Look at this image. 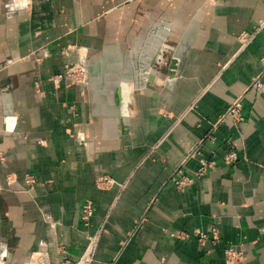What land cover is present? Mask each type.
I'll list each match as a JSON object with an SVG mask.
<instances>
[{"label":"crops","instance_id":"crops-1","mask_svg":"<svg viewBox=\"0 0 264 264\" xmlns=\"http://www.w3.org/2000/svg\"><path fill=\"white\" fill-rule=\"evenodd\" d=\"M262 22L264 0H0V264H264Z\"/></svg>","mask_w":264,"mask_h":264},{"label":"built area","instance_id":"built-area-1","mask_svg":"<svg viewBox=\"0 0 264 264\" xmlns=\"http://www.w3.org/2000/svg\"><path fill=\"white\" fill-rule=\"evenodd\" d=\"M72 74H73V69L71 68V69H68L67 71H65L63 74H58V75L54 76V80L58 81V80L62 79L64 77V75L65 76H71ZM84 74H85V72H84ZM84 74H82V75L84 76ZM241 107H242L241 101L236 100L229 110L230 115L232 114L233 116L235 115L237 117H240L241 116ZM237 158H238V155L235 151L232 152L227 157V159H237ZM209 166H210L209 162H204L203 165L198 170V175L199 176L203 175ZM12 180H13V178L11 176L7 177V183L8 184H11ZM191 180H192L191 178H187L185 181L188 182ZM26 181L29 184L33 185L36 183L37 178L34 175L27 174L26 175ZM185 181L183 180V181L179 182V185H183L185 183ZM98 182L100 185L109 186L112 183V180L108 176H103L101 178H98ZM0 189H3V186L1 185V183H0ZM93 213H94L93 202L92 201L85 202L83 204L82 210H81V220L85 226L89 225V222H90L91 217L93 216ZM212 231L215 234L218 232L216 227H213ZM199 235H200V237H199L200 241H205V240L209 239V235L206 232L200 231ZM97 239H98L97 237L94 239L95 244H96ZM225 254L227 256L228 261L230 263H234V262H237L238 260H240L242 258L243 252L241 250L228 248L225 250ZM87 263H88V261L85 264H87ZM60 264H74V262L71 260H64Z\"/></svg>","mask_w":264,"mask_h":264},{"label":"rangeland","instance_id":"rangeland-1","mask_svg":"<svg viewBox=\"0 0 264 264\" xmlns=\"http://www.w3.org/2000/svg\"><path fill=\"white\" fill-rule=\"evenodd\" d=\"M261 28H264V22H262V24H261ZM239 38L243 41V43L246 45L248 42H250L252 39H253V35H249V34H247V33H241L240 34V36H239ZM262 62L264 63V56L262 57ZM73 69V74L71 75V76H69L70 78H73V79H75V80H82L83 79V75L82 74H84V72H85V74H86V72H87V69L85 68V67H83V65H80V64H75V65H69V66H67L66 68H65V71H67L68 69ZM137 69L138 70H140V68L139 67H137ZM84 74V75H85ZM65 76V75H64ZM258 86H261V87H264L263 86V84H261L259 81H257V83H256ZM145 86H147V84H146V82L144 81V80H140V81H137V84H136V86H132L135 90L136 89H139V88H143V87H145ZM236 100H240L241 101V104H242V107H241V116L240 117H237V116H233L232 114L230 115V113H229V110H230V108H231V106L234 104V102L236 101ZM236 100H234V102H233V104L227 109V111L225 112V114L222 116V120H224L226 117H228V116H230V117H232L234 120H236V121H239L241 118H242V108H243V102H242V97H239V98H237ZM232 152H234V150H230L229 152H228V154H227V157L232 153ZM237 153V152H236ZM227 160H229V161H234V160H236V159H227ZM212 161L211 162H209V167H211L212 166ZM208 167V168H209ZM200 169V168H199ZM207 171V170H206ZM187 179V177L186 178H178V179H176V183H177V186L178 187H181L182 188V186H184L187 182L185 181ZM185 181V183L183 184V185H179V182H181V181ZM188 182H190V181H188ZM97 238H98V236H97ZM98 240V239H97ZM96 243H97V241H96Z\"/></svg>","mask_w":264,"mask_h":264},{"label":"water","instance_id":"water-1","mask_svg":"<svg viewBox=\"0 0 264 264\" xmlns=\"http://www.w3.org/2000/svg\"><path fill=\"white\" fill-rule=\"evenodd\" d=\"M146 84H148V85H149V84H150V82H146ZM1 219H2V216H1V214H0V221H1Z\"/></svg>","mask_w":264,"mask_h":264}]
</instances>
